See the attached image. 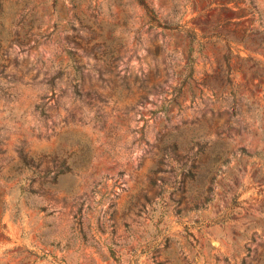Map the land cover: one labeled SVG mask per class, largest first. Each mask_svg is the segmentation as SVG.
I'll use <instances>...</instances> for the list:
<instances>
[{
  "label": "rangeland",
  "instance_id": "1",
  "mask_svg": "<svg viewBox=\"0 0 264 264\" xmlns=\"http://www.w3.org/2000/svg\"><path fill=\"white\" fill-rule=\"evenodd\" d=\"M147 2L0 0V264H264V0Z\"/></svg>",
  "mask_w": 264,
  "mask_h": 264
},
{
  "label": "trees",
  "instance_id": "2",
  "mask_svg": "<svg viewBox=\"0 0 264 264\" xmlns=\"http://www.w3.org/2000/svg\"><path fill=\"white\" fill-rule=\"evenodd\" d=\"M142 2V4L146 7V10L151 18V21L152 22H157L158 21V18H157V15L154 11V9L149 5V3L147 2V0H140ZM195 38V37H194ZM79 90H77L78 92ZM255 155L258 154V152H255L254 153ZM254 154H250L248 153V155H254ZM35 157L32 156V155H23L22 156V163L25 164L26 166H33V164L35 163ZM55 161V160H54ZM40 164V163H39ZM39 164H36L35 166L37 167ZM60 166L62 167L60 169V172H65L67 170L70 169L71 167V164L69 163V159L68 157L64 158L62 161H61V164Z\"/></svg>",
  "mask_w": 264,
  "mask_h": 264
}]
</instances>
